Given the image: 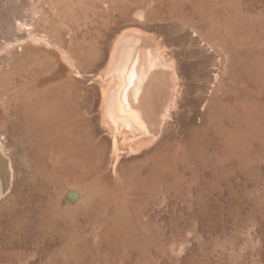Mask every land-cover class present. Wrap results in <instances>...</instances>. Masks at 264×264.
<instances>
[{
	"label": "rangeland",
	"instance_id": "374dc122",
	"mask_svg": "<svg viewBox=\"0 0 264 264\" xmlns=\"http://www.w3.org/2000/svg\"><path fill=\"white\" fill-rule=\"evenodd\" d=\"M176 1L34 0L30 17L66 50L72 37L66 26L83 35L93 31L100 40L101 27L153 32ZM212 4L203 19L218 21L204 39L228 89L227 97L218 91L212 100L210 145L201 146L194 159L184 153L181 165L178 141L151 154L153 160L123 156L121 175L111 181H95L98 172L71 175L67 159L79 147L65 137L51 152L42 145L47 127L40 121L42 138L30 145L40 146L41 154L19 155V55L23 62L31 58L28 70L62 58L43 44L21 51L19 42L1 47L0 264H264V0ZM67 74L64 68L38 86ZM227 116L240 123L224 126ZM230 134L243 139L240 164L223 148Z\"/></svg>",
	"mask_w": 264,
	"mask_h": 264
},
{
	"label": "bare ground",
	"instance_id": "6f19581e",
	"mask_svg": "<svg viewBox=\"0 0 264 264\" xmlns=\"http://www.w3.org/2000/svg\"><path fill=\"white\" fill-rule=\"evenodd\" d=\"M33 1L0 0V49L12 42H19L20 51L24 46L43 44L56 48L62 62L50 63L42 58L46 62H42L43 66L28 70L31 58L27 57L29 60L24 63L19 55L21 157L41 154L40 146L34 149L30 145L32 142L37 145L42 138L38 121L47 127L42 145L50 146L51 152L56 153L62 140L68 137L79 147L67 159L68 172L77 177L98 172L95 181L119 178V160L123 156L130 162L137 156L153 160L151 154L170 149L172 142L178 141L183 153L176 162L181 165L184 153L194 159L201 146L210 145L212 120L216 116L211 110L212 100L218 91L226 96L228 89L223 83L225 77L222 74L221 78L215 65L217 59L210 53L211 46L204 39L208 28L210 32L215 30L218 21L214 16L203 19L214 10L212 0H177L174 11L165 15L164 23L153 32L126 23V29L117 26L105 32L102 27L96 28L103 34L100 40L96 32L83 35L75 27L66 26V32L72 33L66 50L31 20ZM220 2L224 4V0ZM96 50H100V57L96 58ZM26 54L25 51L22 57ZM24 67L27 73L21 71ZM64 68L68 71L66 78L47 80L44 87L38 86L40 81ZM223 122L224 126L240 123L230 116L223 118ZM235 135L222 141L223 148L229 151L227 155L237 156L240 164L243 139Z\"/></svg>",
	"mask_w": 264,
	"mask_h": 264
}]
</instances>
